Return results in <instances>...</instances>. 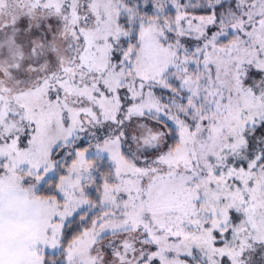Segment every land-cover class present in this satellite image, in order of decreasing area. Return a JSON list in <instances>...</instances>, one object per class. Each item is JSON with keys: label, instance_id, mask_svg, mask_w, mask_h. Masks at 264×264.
<instances>
[{"label": "snow or ice", "instance_id": "6c2138e0", "mask_svg": "<svg viewBox=\"0 0 264 264\" xmlns=\"http://www.w3.org/2000/svg\"><path fill=\"white\" fill-rule=\"evenodd\" d=\"M0 264H264V0H0Z\"/></svg>", "mask_w": 264, "mask_h": 264}]
</instances>
